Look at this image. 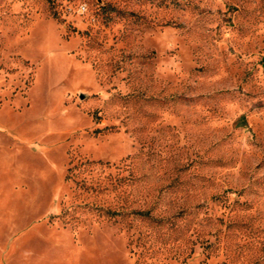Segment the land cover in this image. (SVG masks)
<instances>
[{
	"label": "rangeland",
	"instance_id": "obj_1",
	"mask_svg": "<svg viewBox=\"0 0 264 264\" xmlns=\"http://www.w3.org/2000/svg\"><path fill=\"white\" fill-rule=\"evenodd\" d=\"M0 264H264V0H0Z\"/></svg>",
	"mask_w": 264,
	"mask_h": 264
},
{
	"label": "trees",
	"instance_id": "obj_2",
	"mask_svg": "<svg viewBox=\"0 0 264 264\" xmlns=\"http://www.w3.org/2000/svg\"><path fill=\"white\" fill-rule=\"evenodd\" d=\"M109 212H111V211H109ZM112 214H118V212H115V213H112Z\"/></svg>",
	"mask_w": 264,
	"mask_h": 264
}]
</instances>
